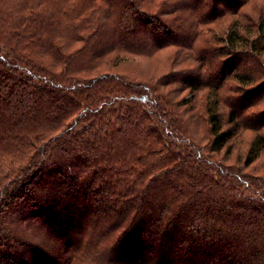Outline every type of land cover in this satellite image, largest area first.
<instances>
[{
  "label": "trees",
  "instance_id": "trees-1",
  "mask_svg": "<svg viewBox=\"0 0 264 264\" xmlns=\"http://www.w3.org/2000/svg\"><path fill=\"white\" fill-rule=\"evenodd\" d=\"M260 1L0 0V264H264Z\"/></svg>",
  "mask_w": 264,
  "mask_h": 264
},
{
  "label": "rangeland",
  "instance_id": "rangeland-1",
  "mask_svg": "<svg viewBox=\"0 0 264 264\" xmlns=\"http://www.w3.org/2000/svg\"><path fill=\"white\" fill-rule=\"evenodd\" d=\"M72 1H78V0H67V4L68 3H73ZM115 2H117V0H114ZM253 1V0H252ZM255 3H261L260 0H254ZM258 1V2H257ZM79 3H82V0H79ZM176 7V8H175ZM173 10H167L165 12H162L160 14V17H162L163 19H170L175 15L176 13H183L185 17H187L186 19L189 20L190 17H188V13L185 11L184 8L181 7L180 5H176ZM250 6H247L246 8L247 11H244L245 14H247L248 16H251V18L246 17L247 20H256V14H257V6L254 7L253 10H255L256 12H254L252 9H249ZM252 10V11H249ZM182 14V15H183ZM253 17V18H252ZM245 19V21H247ZM226 22H222V23H217L214 28V31H221L222 27L224 26ZM141 26L138 27V29ZM209 35V34H208ZM210 35H212L210 33ZM217 39V38H216ZM214 45H220V43L217 40H214L213 43ZM175 54V47L173 46H168L163 48L161 51H158L152 55H133V54H125L128 57H126L124 59V61L122 63H120L117 66V71L126 74V75H131L133 73H139L141 76L147 77L149 75H152L154 77L152 78H157L159 76H161L162 74L169 72L171 69H173L174 71H177L178 69L181 68H185V67H194L195 65H197V63L194 61L193 58H191L190 55H188L187 52H185V50H181L179 52V57H177V61H172V58ZM241 68H252L253 70H256V66H254L251 61L250 63L248 62L247 59H241ZM139 74H134V75H139ZM190 76H194L195 72H189L188 73ZM151 77V76H150ZM233 83V82H232ZM186 92H183V94H185ZM232 94H236L238 92H231ZM201 101H197V107L198 105H201ZM260 107L264 106V103L258 105ZM204 131H205V126L203 123H198L197 122V127H196V134H195V138L197 141H199L201 144L204 142L203 136H204ZM251 136V132H244L242 135V139L238 140L237 142H235L233 151L231 153V155L229 157H227L225 160L221 161L223 164L225 165H241V163H237L235 162L236 159V155L238 152H244L245 147L247 146V140L249 139V137ZM222 155V152L220 154H218L217 156L215 155L213 158L214 159H218L219 160V156ZM260 160L264 161V155L261 156ZM251 168L248 167L245 169V171H249ZM88 264H104L102 262L101 258L95 257V258H90V260L88 261Z\"/></svg>",
  "mask_w": 264,
  "mask_h": 264
}]
</instances>
